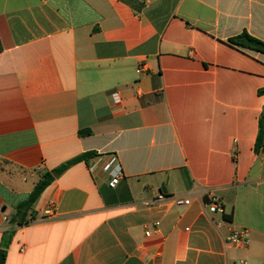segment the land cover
<instances>
[{
    "label": "crops",
    "instance_id": "1",
    "mask_svg": "<svg viewBox=\"0 0 264 264\" xmlns=\"http://www.w3.org/2000/svg\"><path fill=\"white\" fill-rule=\"evenodd\" d=\"M242 32L264 41V0H0L4 264H264V53Z\"/></svg>",
    "mask_w": 264,
    "mask_h": 264
},
{
    "label": "trees",
    "instance_id": "2",
    "mask_svg": "<svg viewBox=\"0 0 264 264\" xmlns=\"http://www.w3.org/2000/svg\"><path fill=\"white\" fill-rule=\"evenodd\" d=\"M228 42L239 48L264 53V41H261L246 32H242L238 36L230 38ZM260 92H264V90ZM262 146H264V111H262L258 123V132L254 143V152L258 153L262 149ZM90 155V153L82 154L58 166L50 172L42 174L30 193L23 201L17 204L15 212L9 218V222L12 225L26 224L28 214L32 215L33 204L36 202L44 189L54 180V178L63 173L69 166L89 157ZM12 233L13 232L11 230H8L2 235L0 242V264H4L5 262L6 248L11 239Z\"/></svg>",
    "mask_w": 264,
    "mask_h": 264
},
{
    "label": "built area",
    "instance_id": "3",
    "mask_svg": "<svg viewBox=\"0 0 264 264\" xmlns=\"http://www.w3.org/2000/svg\"><path fill=\"white\" fill-rule=\"evenodd\" d=\"M144 71V64H140L136 72L141 73ZM115 96V101H118L117 94H114ZM121 176V171L120 168H116V170L111 174L110 180L108 182V185L110 187H114ZM175 204L180 205V204H188V200L177 198L175 200ZM208 210L211 213H221L222 212V203L216 199L215 197H211L210 201L207 203ZM46 215H51V212L47 210L45 212ZM158 223L155 224L157 226ZM150 232H146V235L149 236ZM226 243L228 245H231L233 247H246L249 244V231L245 228L243 229H235L232 230L231 233L226 237ZM242 264H245V262H242Z\"/></svg>",
    "mask_w": 264,
    "mask_h": 264
},
{
    "label": "water",
    "instance_id": "4",
    "mask_svg": "<svg viewBox=\"0 0 264 264\" xmlns=\"http://www.w3.org/2000/svg\"><path fill=\"white\" fill-rule=\"evenodd\" d=\"M4 210V208L2 209V211Z\"/></svg>",
    "mask_w": 264,
    "mask_h": 264
}]
</instances>
